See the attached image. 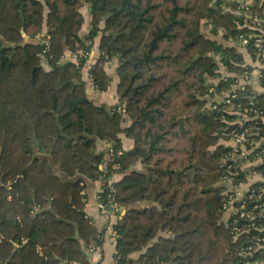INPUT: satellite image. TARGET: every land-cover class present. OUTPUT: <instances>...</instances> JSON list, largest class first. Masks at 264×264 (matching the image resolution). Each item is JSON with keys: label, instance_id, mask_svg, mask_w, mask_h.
I'll list each match as a JSON object with an SVG mask.
<instances>
[{"label": "trees", "instance_id": "16d2710c", "mask_svg": "<svg viewBox=\"0 0 264 264\" xmlns=\"http://www.w3.org/2000/svg\"><path fill=\"white\" fill-rule=\"evenodd\" d=\"M235 6L226 0H0V264H92L89 249L103 244L104 232L87 215L82 191L88 179L102 177L105 156L97 141L112 142L118 153L120 133L134 144L115 158L121 174L113 181L115 200L126 208L113 226L119 263L241 264L236 247L246 235L235 239L223 219L221 178L229 164L237 182L255 172L264 176V161L243 168L245 159H230L232 146L221 143L240 115L216 100L208 104L210 88L231 89L233 77L220 80V66L238 74L243 56L203 31L209 23L214 36L247 34L243 20L226 10ZM252 10L264 15V0H254ZM44 30L51 40L46 53L27 39ZM97 37L101 53L90 75L97 89L107 90L106 63L118 56V106L89 99L84 58L63 63L66 52H90ZM250 90L237 89L234 101L250 107L255 97L264 117V84L259 93ZM260 125L257 140L264 137L263 120ZM253 187L264 188V181ZM108 190L104 185L102 194Z\"/></svg>", "mask_w": 264, "mask_h": 264}, {"label": "built area", "instance_id": "2783aa9c", "mask_svg": "<svg viewBox=\"0 0 264 264\" xmlns=\"http://www.w3.org/2000/svg\"><path fill=\"white\" fill-rule=\"evenodd\" d=\"M235 3L233 9H227L235 16L243 20L242 26L248 29V33H241L232 42L237 48V52L243 56V62L239 65L242 68L240 73H221L220 80L227 81L231 76L233 77L232 88L221 94L217 93L215 88H210L213 96H218L216 100L222 103L225 109L230 113H238L240 118L235 121L238 128L225 132V136L235 143L232 146V152L229 158L232 160H242V167H249L252 165H259L264 161V146L260 144L255 146L261 140H257V136L261 131V121H264L263 113L255 104V97L252 98V106H241L236 103L235 91L237 89H244L250 86L251 94L259 93L256 83L263 87L264 84V15L254 13L252 6L254 0H226ZM38 42L44 45L43 52H48L51 40L46 33H40L36 36ZM89 53L83 49L76 52L75 60L89 57ZM248 58V59H247ZM249 60V61H248ZM92 82L94 80L92 78ZM212 107L217 108V104L213 103ZM120 110L124 111V106H120ZM248 120H254L251 125H246ZM122 154V151L116 153L113 148V143L109 146L107 156L100 165L103 171L102 177L107 184L109 190L104 195V190L99 193L98 199L100 208L104 213H110L122 218L126 212V208L121 207L115 200L116 187L113 183V175L120 168V165L115 162L117 155ZM253 155V160L249 161V156ZM110 167V168H108ZM236 167L235 164H229L225 169L221 184L225 187L223 191L224 201L223 219L230 228L231 233L235 239L246 235L242 242L236 247V252L239 256L241 264H264V188L253 187L252 184L248 188H243L245 182H237L236 175L238 172L231 169ZM255 174H261L255 172ZM262 175V174H261ZM250 176L249 179L252 177ZM263 176V175H262ZM248 179V180H249ZM264 181V180H262ZM117 234L114 231V244L117 243ZM91 247L89 251H92ZM78 264V263H71ZM113 264H120L117 257Z\"/></svg>", "mask_w": 264, "mask_h": 264}, {"label": "crops", "instance_id": "0c3cea01", "mask_svg": "<svg viewBox=\"0 0 264 264\" xmlns=\"http://www.w3.org/2000/svg\"><path fill=\"white\" fill-rule=\"evenodd\" d=\"M227 9H230V8L226 7V10ZM88 19H91V16H90V18H87L85 16V23L83 25L84 31H85V26H86ZM207 24L208 23H206L204 26H206ZM210 28H211V26H210ZM42 33L46 34L47 32H46V30H44ZM83 36H86L85 32H84ZM27 39L32 40L34 42H38L36 37L31 38V39L27 37ZM232 41H233L232 39L229 40V42L232 43L233 46H235V44H233ZM79 51H77V52H79ZM100 53L101 52L99 49V41L97 42L95 39L94 46L92 47V50L89 53V57L86 59V61L84 63V67L82 69L83 80L86 83V89H87L88 97L96 105L104 104L108 107L118 106V105L122 104L120 97H119V94L117 92L118 80H117L116 69H117L118 65L111 62L112 61L111 59L109 61H107V63H106V70L112 79L111 84L107 90L100 91L99 89H97V87L92 82V77L90 75V69H91L92 65L96 62L98 57L100 56ZM75 54L76 53H74V54L70 53V51L66 52V59L67 60L74 59ZM113 71L115 74L113 73ZM221 73L222 74L227 73L225 67H223V66L221 67ZM217 81H218V78L217 79H214V78L209 79V82H211V83L217 82ZM256 87H257L259 92L263 90V87H261V85H259L258 83H256ZM218 99H219L218 96H213L212 98L210 97V99H209L210 102L208 104H210L214 100H218ZM130 122L131 121H130L129 117L125 116L123 119V126L130 125ZM119 138L122 141V146H123L122 152L128 151L133 147V144H134L133 140L130 139L125 133H120ZM221 143L225 144L226 146H235V143L232 140L223 139V140H221ZM260 144H264V137L255 146H259ZM97 145H98L97 146V152L103 153L105 156V159L108 158L107 153H108L109 146L111 145V142L106 141V140L105 141L104 140H98ZM136 168L141 169L142 168L141 163H138ZM120 178H121V174L116 172V173H114L112 179L114 181V180H118ZM262 180H264V176H262L261 174H255L243 184V188H248L250 185H252L258 181H262ZM104 184H105L104 179L100 178V177L98 179H95V180H89L88 179L86 181V187L82 191L83 194L84 193L86 194L85 210H86L87 215L92 219L95 226L100 231L104 232V234L102 235L103 244L101 246L93 245V247H92L93 250L89 252V258H90L92 264H113V261L115 259V255L117 252L116 245L114 244V239H113L114 238L113 226L116 223V221L118 220V218L114 214L102 212L100 205H99L100 202L98 199V195L103 190ZM136 255L137 254H134L133 256H136Z\"/></svg>", "mask_w": 264, "mask_h": 264}, {"label": "rangeland", "instance_id": "374dc122", "mask_svg": "<svg viewBox=\"0 0 264 264\" xmlns=\"http://www.w3.org/2000/svg\"><path fill=\"white\" fill-rule=\"evenodd\" d=\"M82 10H83L85 16L87 18H90L91 14L89 12V5L85 4L84 7L82 8ZM103 24H104V21L100 22V27H103ZM91 27H92V20L88 19V21L86 23V26H85V32L89 33L90 30H91ZM209 29H210L209 23L206 26H203V31L205 33H208V35H210L211 37L216 38L219 42H221V43H223L225 45H232V43H230L229 40L225 38L224 32H220L218 35L214 36V35L209 34ZM96 41L97 42L99 41V37L96 38ZM218 59H219V57H218ZM111 60H112L111 62H113L114 64L118 65V63H119L118 56L117 57L114 56ZM222 66H220V69H221ZM113 73H114V71H113ZM214 79H217V78H214Z\"/></svg>", "mask_w": 264, "mask_h": 264}, {"label": "water", "instance_id": "95a60500", "mask_svg": "<svg viewBox=\"0 0 264 264\" xmlns=\"http://www.w3.org/2000/svg\"><path fill=\"white\" fill-rule=\"evenodd\" d=\"M90 10H92V8L90 7ZM69 60H67V59H65L64 61H63V63H66V62H68ZM76 234H78V231L76 232ZM62 264H71V263H67V262H62Z\"/></svg>", "mask_w": 264, "mask_h": 264}]
</instances>
